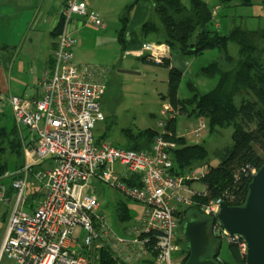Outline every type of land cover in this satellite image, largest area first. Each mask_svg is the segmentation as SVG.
Masks as SVG:
<instances>
[{
  "label": "built area",
  "instance_id": "obj_1",
  "mask_svg": "<svg viewBox=\"0 0 264 264\" xmlns=\"http://www.w3.org/2000/svg\"><path fill=\"white\" fill-rule=\"evenodd\" d=\"M78 17L94 28L104 26L85 1L66 0L54 53L55 68L43 84V99L10 97L16 123L27 128L34 139V147L26 151L33 154L27 170L49 161L53 166L36 174L44 192L29 211L25 209L27 180L14 182L17 194L0 247V264H98L105 247L119 264H142L151 259V249L156 254L153 264H184L185 255L179 254L182 248L176 210L191 206L195 195H205L187 182L205 177L208 167L184 177L170 174L173 163L169 149L176 143L164 137L172 136L164 127L178 112L169 103L159 122L162 135L155 139L150 152L117 148L94 136L96 125L106 118L101 102L107 76L103 68L75 63L78 40L73 24ZM150 56L156 63L165 58L154 52ZM206 131L201 123L185 136L190 142H198ZM132 180L136 185L130 183ZM94 183L107 185L141 206L139 218L126 230L131 238L120 237L110 228ZM0 190V204H7L5 191ZM223 201H211L202 211L216 217ZM212 232L228 245L238 246L245 256L243 239L228 235L218 223ZM173 253L179 256L173 259Z\"/></svg>",
  "mask_w": 264,
  "mask_h": 264
},
{
  "label": "trees",
  "instance_id": "obj_2",
  "mask_svg": "<svg viewBox=\"0 0 264 264\" xmlns=\"http://www.w3.org/2000/svg\"><path fill=\"white\" fill-rule=\"evenodd\" d=\"M216 2L217 6L214 8L204 0H187V4L183 0H136L126 7L120 17L121 28L117 41L124 54L127 50L124 37L131 22V14L137 5L142 3L150 4L153 10L152 16L140 27L139 33L144 43L166 45L172 54L177 53L184 57L198 58L205 52L214 50L220 53V60L199 71V76L217 79L214 88L201 94L197 87L190 83L194 94L187 99H180L178 96L184 75L178 68L171 66L170 58H164L161 63H156L150 52L145 51L135 60L146 65L164 66L169 69L168 90L161 99L171 104L174 111L178 112V116L167 121L164 127L166 132L172 134V136L165 134L164 137L176 143V147L169 149L173 163L170 174L184 177L203 166L208 167L205 177L198 181L204 186L205 195H195L191 206H179L176 210L179 232L182 234L185 221L208 220L210 240L205 257L215 260L218 264H245V256L239 247L233 244L228 246L231 260L222 257L223 239L212 232L213 226L218 223L217 218L207 216L202 207L217 199H223L231 206L243 205L249 194L253 171H258L264 165V30L252 31L236 26L226 34L221 33L217 29L219 23L215 22L218 9L230 7L234 3L249 6L252 2L251 0ZM61 27L60 21L54 32L56 38L61 33ZM231 43L239 47L238 59L230 54ZM105 74L107 76V72ZM184 114L197 118L199 121L197 126L205 124L206 133L209 134L217 133L220 129L233 128V144L216 150L218 164L215 166L209 162V153L204 143L190 142L186 136H178L176 121ZM127 135L129 138L123 149L150 152L155 139L162 135V130L149 128L131 133L128 131ZM11 136H17L16 128L11 133L0 129V182L10 185L7 197L14 193L13 183L24 175V173L7 175L9 160L4 155L7 144L17 153H20L22 147L20 139H13ZM99 139L107 140L103 136ZM193 182L196 181L191 180L187 184L191 185ZM130 183L136 185L137 181L132 180ZM38 198L39 196L35 194L28 197L26 207L33 206V202ZM117 213L121 222H135L129 208V200L118 201ZM5 216L6 214L4 219ZM154 241L152 239L151 244H154ZM178 243L182 248L179 254L185 255V263L190 256L187 242L182 236L179 237ZM150 251L151 259L144 260L142 264H153L152 260L156 254L153 249ZM98 264L119 263L113 252L105 247L100 251Z\"/></svg>",
  "mask_w": 264,
  "mask_h": 264
},
{
  "label": "rangeland",
  "instance_id": "obj_3",
  "mask_svg": "<svg viewBox=\"0 0 264 264\" xmlns=\"http://www.w3.org/2000/svg\"><path fill=\"white\" fill-rule=\"evenodd\" d=\"M184 2L187 3V0H184ZM251 2L252 5L249 6L234 3L230 7L219 8L215 20L216 23H219L217 29L223 34L228 33L236 26L252 31L264 30V0H251ZM208 3L214 8L217 6L216 0H210ZM80 47L81 44H78L74 48L75 55H77ZM229 51L231 56L236 59L239 58V47L236 44L231 43L229 45ZM121 53V46L118 43H113L109 40H100L95 37L91 41V45L87 46L86 49L83 48L82 55L86 60L78 63L89 67L107 68L108 79H106V90L101 102V109L106 118L105 121L99 122L96 125L94 136L105 137L108 141L113 142V145L117 148H125L129 138L127 135L128 131L131 133V131L136 132L137 130L149 128L160 129L159 122L164 119L161 112L168 103L163 102L161 98L166 95L168 90L169 69L164 66L146 65L135 59H125L121 56ZM175 56L182 60V64L185 67L192 68V71L188 75L182 71L184 76L178 93L180 99H187L193 96L194 91L191 90L190 83L195 85L201 94L207 93L214 88L217 79L199 76V71L201 68L221 59L218 51L205 52L198 58L184 57L177 53H175ZM121 71H133L135 73L128 74ZM198 122V119L195 117H188L185 114L180 115L176 121L177 133L180 136L186 135L197 126ZM0 126H2L1 122ZM232 135L233 128L229 127L220 129L219 132L214 134L205 133L200 141H198L204 143L206 146L211 165L215 166L218 164L215 155L217 149L233 144ZM117 168L119 170V167ZM31 170H34V172L29 175L26 193H29V185L34 183L35 175L38 170H42V165L35 166ZM3 184L5 185L6 183ZM3 184L0 182L1 187ZM192 184H194V189L203 191L204 186L201 182L196 181ZM94 185L96 192L104 200V215L110 228L120 237L126 239L131 238L126 230H130L134 222H121L117 213L118 200L123 201L126 198L107 185L100 183H94ZM37 186L36 184V191L39 189ZM1 189L4 190V188ZM13 190L14 193L13 195L11 193L10 197L5 195V199L9 200L7 202L9 205L4 203L0 204V217L2 218L0 222V226L2 225L0 228V237L15 203L17 189L13 186ZM129 203L136 206L131 209L133 217L140 214L141 206L132 201H129ZM137 207L140 208L137 209ZM5 214L6 219H4ZM179 237H182L180 232ZM228 246V243L223 241L221 247L222 257L226 260H231ZM178 256L179 254L177 253H173L172 255L173 259H176Z\"/></svg>",
  "mask_w": 264,
  "mask_h": 264
},
{
  "label": "crops",
  "instance_id": "obj_4",
  "mask_svg": "<svg viewBox=\"0 0 264 264\" xmlns=\"http://www.w3.org/2000/svg\"><path fill=\"white\" fill-rule=\"evenodd\" d=\"M78 1H85L89 9L95 11L104 22L103 27L94 28L78 17L73 24L74 35L78 40L77 45L81 44L77 55H75V62L77 61L76 63L79 66H85L78 64L86 60L82 55L83 48L86 49L87 46L91 45V41L95 37L100 40L118 43L117 35L121 28L120 17L126 7L136 0ZM204 1L208 3L210 0ZM65 2L66 0H0V122L2 123L0 129H5L9 133L15 128L17 129V136L11 137L20 139L22 147L20 153H17L15 149L7 144V150L4 154L9 160L7 175L24 173L19 180L26 179L27 185L30 173L34 172L31 168L36 165L27 170V165L32 162L33 154L29 151L30 154L27 155L26 151L28 148L34 147V139L27 128H22L16 123L10 97H27L32 100L43 99V84L52 76L55 68L54 53L57 47V38L54 36V32L59 25ZM152 14L153 10L150 4L140 3L134 8L131 14V22L124 37L127 50L124 54L121 53V56L125 59H135L142 56L145 51L154 52L157 55L170 58L171 66L184 71L188 75L192 68L185 67L182 60L175 56V53H171L169 47L166 45L156 46L151 42L144 43L141 39L140 27ZM178 136L180 135L178 134ZM100 137L102 136L96 138L99 139ZM39 165H42V170H38L37 173L51 169L53 162L49 161ZM119 169L121 168L119 167ZM36 184L39 188L37 191ZM7 185L3 184L2 187L0 185V189L4 188V191L6 190L5 193L10 190ZM42 186L43 182L39 181L37 177L34 183L29 185V193L25 191L26 210L33 209L36 202L42 197L44 192ZM190 186L193 188L194 184ZM34 194L38 195L39 198L33 202V206L26 207L28 197ZM99 198L102 204L101 210L104 214L105 203L102 197L99 196ZM130 203V210L136 207ZM6 205H9V203ZM139 208L137 207V209ZM139 215L135 216V221L139 218ZM1 221L2 218L0 217ZM7 224L4 225V231L0 237V247Z\"/></svg>",
  "mask_w": 264,
  "mask_h": 264
},
{
  "label": "water",
  "instance_id": "obj_5",
  "mask_svg": "<svg viewBox=\"0 0 264 264\" xmlns=\"http://www.w3.org/2000/svg\"><path fill=\"white\" fill-rule=\"evenodd\" d=\"M216 218L221 229L228 235L245 241V264H264V165L252 175L245 203L231 206L226 201L221 202ZM208 223V220L201 219L184 222L182 236L190 253L184 264H218L205 257L210 240Z\"/></svg>",
  "mask_w": 264,
  "mask_h": 264
}]
</instances>
